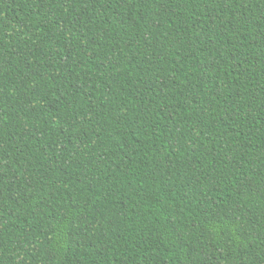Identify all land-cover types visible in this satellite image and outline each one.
Returning <instances> with one entry per match:
<instances>
[{
	"label": "trees",
	"instance_id": "obj_1",
	"mask_svg": "<svg viewBox=\"0 0 264 264\" xmlns=\"http://www.w3.org/2000/svg\"><path fill=\"white\" fill-rule=\"evenodd\" d=\"M0 264H264V0H0Z\"/></svg>",
	"mask_w": 264,
	"mask_h": 264
}]
</instances>
